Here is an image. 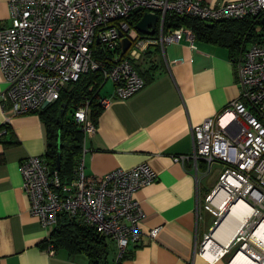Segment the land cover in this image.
<instances>
[{
  "label": "built area",
  "instance_id": "built-area-1",
  "mask_svg": "<svg viewBox=\"0 0 264 264\" xmlns=\"http://www.w3.org/2000/svg\"><path fill=\"white\" fill-rule=\"evenodd\" d=\"M8 6L9 23L0 27V72L6 85L0 93L2 132L7 131L13 116L37 112L44 102H55L69 83L91 71L101 69L104 80H111L113 98L134 95L145 81L133 62L149 46L156 45L164 52L166 45L185 39L195 50L191 28L165 27L168 13L205 22L264 14V0H237L217 6L201 0H9ZM135 9L157 15L152 36H142L129 23ZM120 33L130 40L124 53ZM233 64L239 96L221 113L192 126L191 154L178 155L174 160L192 159L195 171L202 161L206 173L213 164L220 166L217 182L205 197L214 224L230 214L240 200L249 207L245 220L213 261L235 248L228 264L240 251L264 264V250L254 235L264 221V41L249 44L233 58ZM88 110L86 100L72 113L84 138L96 129ZM20 170L30 212L43 227L56 226L59 214L67 213L93 227L98 235L113 239L117 259L128 244L140 240L143 212L133 194L157 179L149 164L88 176L81 155L72 180L64 184L44 155L25 157ZM159 229L151 228L149 236L156 237ZM211 239L210 230L199 246L201 256ZM47 252H54L52 244Z\"/></svg>",
  "mask_w": 264,
  "mask_h": 264
},
{
  "label": "crops",
  "instance_id": "crops-1",
  "mask_svg": "<svg viewBox=\"0 0 264 264\" xmlns=\"http://www.w3.org/2000/svg\"><path fill=\"white\" fill-rule=\"evenodd\" d=\"M201 1L217 6L237 0ZM8 2L0 0V27L10 20ZM194 44L192 50L181 39L166 45L164 52L154 45L147 48L143 54L148 53L149 63L156 65L148 77L141 75L145 85L131 97L113 98V83L99 90L102 110L93 123L96 129L83 138L85 174L100 176L144 162L157 172L154 182L133 194L143 212L140 240L128 244L117 259L115 241L106 238V264H228L225 257L213 261L216 255L205 257L203 252V257L198 252L214 225L205 197L217 180L208 189L210 173L202 161L195 171L192 159L181 162L174 157L191 154V127L221 113L239 96L240 87L226 47L201 39ZM5 88L0 72V93ZM3 121L0 103V264H89L84 253L71 255L65 248L53 246L49 254L48 241L55 226L43 227L30 212L20 163L27 156L45 153V126L38 112L13 116L6 132L1 131ZM237 221L231 223L232 227L238 223L234 230ZM156 226L160 229L151 238L149 230ZM213 234L208 243L214 240L212 247L222 246Z\"/></svg>",
  "mask_w": 264,
  "mask_h": 264
},
{
  "label": "trees",
  "instance_id": "trees-1",
  "mask_svg": "<svg viewBox=\"0 0 264 264\" xmlns=\"http://www.w3.org/2000/svg\"><path fill=\"white\" fill-rule=\"evenodd\" d=\"M142 14L141 9H135L129 18V23L135 25ZM164 24L166 28L189 27L196 39L226 47L232 58L249 44L264 41V14L258 17L246 16L240 19L205 22L168 13L165 16ZM148 56V53L142 54L139 60L133 62L138 72L146 77L150 75L147 76V73L152 69V66L156 65L151 61L149 63ZM142 65L148 67L144 68ZM105 81L101 69L81 74L76 81L69 83L61 91L55 102L37 111L46 132L44 156L52 170L56 169L58 141L60 142L61 158L57 172L63 184L72 180L74 168L83 150V131L75 123L72 113L78 105L87 100L89 102V117L93 123H96L102 110L99 90ZM63 103H65V108L63 112H60ZM105 239L98 235L93 227L84 224L79 219L70 217L67 213H61L58 216L57 225L50 232L48 243H51L54 248H65L71 255L84 253L88 257L89 264H106L107 245ZM48 243L45 240L44 246H47Z\"/></svg>",
  "mask_w": 264,
  "mask_h": 264
},
{
  "label": "bare ground",
  "instance_id": "bare-ground-1",
  "mask_svg": "<svg viewBox=\"0 0 264 264\" xmlns=\"http://www.w3.org/2000/svg\"><path fill=\"white\" fill-rule=\"evenodd\" d=\"M248 213H249V207L246 203H244L242 200L236 202L233 205L230 214L226 216V218L220 223L218 228L215 230L213 234L214 237L220 239L223 245H227L234 233L233 231L234 227L238 224L237 223L235 226L232 227L231 223H233V219L238 220L237 222L244 221ZM227 229H228V233L225 234L224 232L227 231ZM224 236H227L226 237L227 239H225ZM255 238L256 240L260 241L259 244L261 248L264 250V221H262L259 227L256 229ZM212 242L213 241L207 244V248L205 247L206 248V250L204 251L205 257L206 256L214 257L217 253L223 250V245L220 246L214 244L212 247ZM235 257H234L235 259L233 258L234 261L232 260V264H260L259 262L248 257L243 251L237 253Z\"/></svg>",
  "mask_w": 264,
  "mask_h": 264
},
{
  "label": "water",
  "instance_id": "water-1",
  "mask_svg": "<svg viewBox=\"0 0 264 264\" xmlns=\"http://www.w3.org/2000/svg\"><path fill=\"white\" fill-rule=\"evenodd\" d=\"M157 22V15L156 14H151L148 12H144L142 14V17L140 18L139 21H137V23L135 24V29L144 37H150L155 33V25ZM120 43H121V48H122V53H124L130 46V40L126 37H123L122 33H120ZM48 105V102H44V104L42 105V109ZM65 108V103H63L61 105V111L63 112ZM60 142L58 141V150H57V155H56V170L59 169V165H60V158H61V154H60ZM220 223V220H218L217 223H215L213 225V227L211 228V232L213 233L216 228L218 227Z\"/></svg>",
  "mask_w": 264,
  "mask_h": 264
},
{
  "label": "rangeland",
  "instance_id": "rangeland-1",
  "mask_svg": "<svg viewBox=\"0 0 264 264\" xmlns=\"http://www.w3.org/2000/svg\"><path fill=\"white\" fill-rule=\"evenodd\" d=\"M135 26V25H134ZM153 46V45H152ZM151 46V48H152ZM144 68H145V65H142ZM111 80H106L105 81V85H104V89L107 90L109 87H110V84H111ZM220 169V166L217 165V164H213L211 166V171H210V174H209V177L207 178V180H210L211 182L208 184V189H210L216 182L217 178L215 177V175H217V171H219ZM215 218V217H214ZM235 248L231 250V252L229 254L226 255L225 259L228 260L229 257L232 255V253L234 252Z\"/></svg>",
  "mask_w": 264,
  "mask_h": 264
}]
</instances>
